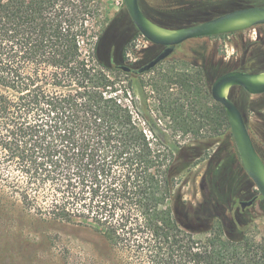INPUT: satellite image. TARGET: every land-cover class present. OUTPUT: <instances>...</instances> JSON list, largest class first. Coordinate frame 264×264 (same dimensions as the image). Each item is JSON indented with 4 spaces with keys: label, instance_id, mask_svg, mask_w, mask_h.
<instances>
[{
    "label": "trees",
    "instance_id": "1",
    "mask_svg": "<svg viewBox=\"0 0 264 264\" xmlns=\"http://www.w3.org/2000/svg\"><path fill=\"white\" fill-rule=\"evenodd\" d=\"M183 1L140 7L158 25L180 29L197 24L165 25L190 11ZM99 7L100 0H0V200L17 198L35 217L86 232L130 264H264V238L240 230L237 240L240 217L227 222L183 192L193 160L208 159L220 135L216 128L203 138L206 117L191 98L214 71L198 79L107 63L94 27ZM258 49L236 70L262 72ZM217 105L219 124L231 129Z\"/></svg>",
    "mask_w": 264,
    "mask_h": 264
},
{
    "label": "rangeland",
    "instance_id": "2",
    "mask_svg": "<svg viewBox=\"0 0 264 264\" xmlns=\"http://www.w3.org/2000/svg\"><path fill=\"white\" fill-rule=\"evenodd\" d=\"M199 1L181 2L179 6H190V11H177L165 25L179 26L181 22L189 20L201 23L235 9L264 7V0H202L204 5L197 6ZM96 20L98 23L94 26L95 31L103 37L102 52L107 63L139 70L164 50L162 46L150 43L140 34L126 10L124 0H100L99 16ZM158 26L167 31L179 29ZM249 43L260 44L257 47L261 54L255 63L257 68L264 71V26L224 37L184 42L176 46L174 52L154 68L163 73L172 70L197 73L198 79L201 78L200 73L206 75L207 72L214 71L211 83L200 84V89L194 91L191 98L196 103L198 114L206 117H200L202 124L199 127L203 138L209 135V130L216 128L220 129V135L207 146L210 148L208 159H202L198 155L193 160L195 166L191 172L192 183L183 192L193 206L205 202L210 213L222 214L227 222L236 219V216L240 217L235 226L237 240L243 235L240 230H247L250 238H264V199L242 166L231 129L225 123L219 124L217 120L220 109L217 108L218 103L212 98L211 92L213 83L220 75L217 71L220 67L234 71L243 60L253 57L257 47L247 48ZM125 50L127 55L124 59ZM134 63H137V67H133ZM258 73L260 72L254 74ZM229 97L242 112L254 144L264 160V95L252 96L244 89L234 87ZM195 148L198 151L206 148L205 142L197 143ZM256 196L257 202L247 208L243 215L240 202L249 201ZM0 264L130 262L119 252L107 251L101 242L86 232L52 225L35 217L22 208L17 198H13L8 202L0 200Z\"/></svg>",
    "mask_w": 264,
    "mask_h": 264
},
{
    "label": "water",
    "instance_id": "3",
    "mask_svg": "<svg viewBox=\"0 0 264 264\" xmlns=\"http://www.w3.org/2000/svg\"><path fill=\"white\" fill-rule=\"evenodd\" d=\"M126 10L140 34L150 43L164 47L154 60L139 69L141 74L154 69L159 63L166 60L176 46L205 37H213L237 33L264 25V7H247L228 12L216 18L204 21L198 25L177 29V36H164L162 29L152 21L141 9L140 0H124ZM125 72L131 68L120 66ZM234 87L243 88L252 96L264 95V71L258 74L239 71L229 72L215 80L212 86V98L221 104L227 114L236 148L240 155L242 166L252 179L259 194L264 198V161L258 153L252 136L248 130L244 116L230 97L223 95L224 89ZM257 198L241 202V208L255 204Z\"/></svg>",
    "mask_w": 264,
    "mask_h": 264
},
{
    "label": "bare ground",
    "instance_id": "4",
    "mask_svg": "<svg viewBox=\"0 0 264 264\" xmlns=\"http://www.w3.org/2000/svg\"><path fill=\"white\" fill-rule=\"evenodd\" d=\"M161 32H162V34L164 36H168V37L177 36L179 34L177 29H173L172 31L162 30ZM230 92H231V90L229 88L224 89L223 95L225 97H229L230 96Z\"/></svg>",
    "mask_w": 264,
    "mask_h": 264
},
{
    "label": "flooded vegetation",
    "instance_id": "5",
    "mask_svg": "<svg viewBox=\"0 0 264 264\" xmlns=\"http://www.w3.org/2000/svg\"><path fill=\"white\" fill-rule=\"evenodd\" d=\"M223 15V14H222ZM218 17V16H217ZM131 18V17H130ZM214 18H216V17H214ZM213 19V18H212ZM210 20V19H209ZM202 23V22H201ZM198 24H200V23H197V24H193V25H190V26H194V25H198ZM190 26H186V27H190ZM262 26H264V25H262ZM227 35V34H226ZM213 37H217V38H219V37H224V35H220V36H213ZM206 38H209V37H205V38H200V39H206ZM196 40H199V39H196ZM164 48V47H163ZM242 63H245V60H243L242 61ZM234 71H239V70H234ZM234 71H230V72H234ZM239 72H243V71H239ZM263 72V71H262ZM229 73V72H228ZM244 73H248V72H244ZM226 74V73H225ZM252 74H254V73H252ZM224 75V74H223ZM222 76V75H221ZM220 76V77H221ZM218 79V78H217ZM243 89V88H242ZM254 142V141H253ZM256 147V146H255ZM257 149V148H256ZM258 151V150H257ZM259 153V152H258ZM261 156V155H260ZM262 158V157H261ZM264 161V160H263ZM255 198V197H254ZM256 198H257V200H258V197L256 196ZM263 198V197H262ZM253 199V198H252ZM264 199V198H263ZM250 201V200H249ZM243 202V201H242ZM257 202V201H256ZM255 202V203H256ZM241 203V202H240ZM241 206V205H240ZM248 208H250V207H248ZM242 209V208H241ZM247 209V208H246ZM246 209L243 211V212H245L246 211Z\"/></svg>",
    "mask_w": 264,
    "mask_h": 264
}]
</instances>
